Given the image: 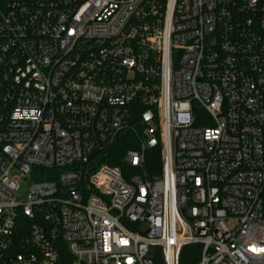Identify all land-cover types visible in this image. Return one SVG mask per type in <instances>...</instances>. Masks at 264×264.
<instances>
[{
	"label": "built area",
	"instance_id": "obj_1",
	"mask_svg": "<svg viewBox=\"0 0 264 264\" xmlns=\"http://www.w3.org/2000/svg\"><path fill=\"white\" fill-rule=\"evenodd\" d=\"M189 245L264 264V0H0V264Z\"/></svg>",
	"mask_w": 264,
	"mask_h": 264
},
{
	"label": "trees",
	"instance_id": "obj_2",
	"mask_svg": "<svg viewBox=\"0 0 264 264\" xmlns=\"http://www.w3.org/2000/svg\"><path fill=\"white\" fill-rule=\"evenodd\" d=\"M135 137L132 133L122 135L115 144L99 151L95 154L92 161L94 164L108 163L110 165H117L123 168V157L125 153L136 146L134 143ZM148 164L147 171L151 173H160L162 167L161 151L159 148L152 149L147 152ZM200 248L197 245L186 246L182 254V264H193L197 261V254Z\"/></svg>",
	"mask_w": 264,
	"mask_h": 264
},
{
	"label": "water",
	"instance_id": "obj_3",
	"mask_svg": "<svg viewBox=\"0 0 264 264\" xmlns=\"http://www.w3.org/2000/svg\"><path fill=\"white\" fill-rule=\"evenodd\" d=\"M127 225H128L130 228H133V227H134V223L131 222V221H128V222H127Z\"/></svg>",
	"mask_w": 264,
	"mask_h": 264
},
{
	"label": "rangeland",
	"instance_id": "obj_4",
	"mask_svg": "<svg viewBox=\"0 0 264 264\" xmlns=\"http://www.w3.org/2000/svg\"><path fill=\"white\" fill-rule=\"evenodd\" d=\"M27 185V182L25 183V186Z\"/></svg>",
	"mask_w": 264,
	"mask_h": 264
}]
</instances>
